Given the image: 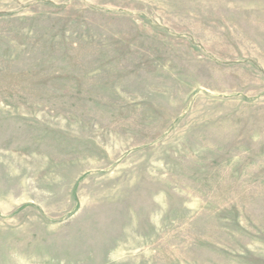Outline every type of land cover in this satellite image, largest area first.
Segmentation results:
<instances>
[{
    "label": "rangeland",
    "instance_id": "rangeland-1",
    "mask_svg": "<svg viewBox=\"0 0 264 264\" xmlns=\"http://www.w3.org/2000/svg\"><path fill=\"white\" fill-rule=\"evenodd\" d=\"M0 264H264V0H0Z\"/></svg>",
    "mask_w": 264,
    "mask_h": 264
}]
</instances>
